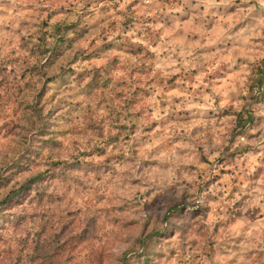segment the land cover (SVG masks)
<instances>
[{
    "label": "clouds",
    "instance_id": "obj_1",
    "mask_svg": "<svg viewBox=\"0 0 264 264\" xmlns=\"http://www.w3.org/2000/svg\"><path fill=\"white\" fill-rule=\"evenodd\" d=\"M0 264H264V0H0Z\"/></svg>",
    "mask_w": 264,
    "mask_h": 264
}]
</instances>
